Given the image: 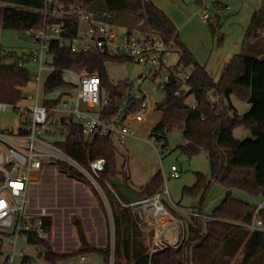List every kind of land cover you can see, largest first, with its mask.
Segmentation results:
<instances>
[{
	"label": "trees",
	"instance_id": "16d2710c",
	"mask_svg": "<svg viewBox=\"0 0 264 264\" xmlns=\"http://www.w3.org/2000/svg\"><path fill=\"white\" fill-rule=\"evenodd\" d=\"M67 5L74 3H93L96 0H62ZM109 20L114 21L117 12L145 18L151 31L160 34L165 42H171L176 29L167 14L151 0H101ZM8 5L0 6V27L2 29L26 30L31 33L44 23L41 13L43 0H0ZM212 16L224 10V5L214 0ZM212 18V17H211ZM73 22V21H72ZM213 35L218 31L214 24L208 23ZM77 23H72L71 36L76 33ZM219 24H217V28ZM264 31V5L255 11L247 28L245 44L248 53L234 55L228 62L218 80L208 74L184 44L178 47L177 66L188 68L190 76L186 82L188 95H193L196 103L191 109L186 104V95L175 96L178 84L172 79L163 91L162 101L156 104L162 114L153 127L151 135L158 141L167 144V134L175 128L181 130V152L192 157L206 152L209 160L211 178L197 173L195 182L184 188V192L196 197L204 195L212 181L221 183L226 193L221 202L212 210L204 223L193 218L187 219L186 239L179 248L163 247L149 253L148 237L139 226L131 208L124 204L128 200L116 189V195L104 186L113 221V245L104 249L87 245L82 230L79 236L82 248L73 253H58L43 240L30 236V242L40 244L46 250V257L54 264L66 261L79 255L97 253L109 263L112 251V264H264V209L258 210L263 222L262 229H250L257 209L252 204L233 197L232 190L239 189L252 196L264 194V44L261 34ZM250 41H254V44ZM249 43V44H248ZM51 64L54 70L48 73L44 89L48 90L64 83V71L85 69L97 72L103 87L111 94L109 108L104 118L112 117L128 87L127 80L112 83L108 79L106 63L123 62L127 59L110 58L99 53H71L52 42L50 47ZM21 63H8L6 57H0V102L17 103L24 95L22 88L31 80L29 71ZM215 93L216 101L210 99ZM231 95L247 101L250 108L244 114H238L231 101ZM56 102V101H55ZM138 102L135 103V107ZM165 108V110H163ZM67 128L65 141L59 146L83 167L98 158L105 160L102 178L126 179L118 168L114 142L107 137L95 135L86 137L83 129L72 121L62 120ZM248 128L252 138L240 141L233 136L236 127ZM60 170L78 181L92 187L95 195L98 192L89 180L79 171L62 162H56ZM163 186V178L157 172L141 188L139 193L144 198L152 197ZM124 204H121V202ZM198 209L201 211L199 205ZM43 226L48 231L51 227L49 217H43Z\"/></svg>",
	"mask_w": 264,
	"mask_h": 264
},
{
	"label": "built area",
	"instance_id": "2783aa9c",
	"mask_svg": "<svg viewBox=\"0 0 264 264\" xmlns=\"http://www.w3.org/2000/svg\"><path fill=\"white\" fill-rule=\"evenodd\" d=\"M190 1L199 5V20L207 25L211 21L212 6L204 4L203 0ZM91 5L92 3L83 2L67 5L62 0H43L41 13L44 23L40 29L32 32L34 49L29 55L32 61L39 62L35 77L36 96L32 98L24 95L14 104L0 102V234H5L8 245L13 247V252L0 259V264H54L47 259L42 245L30 242L31 235L43 241L48 239L49 231L43 226L42 219L45 215H33L27 209L31 182L35 179V174L44 167L45 159H54L73 167L89 180L99 194L103 193L105 196L104 186L113 194L116 193L110 181L102 178L101 172L105 168L103 158L92 160L89 167L85 168L59 146L61 142L49 143L41 135L48 131L52 135H65L66 139L67 128L62 120H70L83 129L86 137L104 136L114 143L125 144L127 138L135 137L128 121L145 119L147 98L139 87L144 81L160 77L158 86L164 91L173 79L178 84L175 96L189 94L186 82L190 71L184 73L186 68L177 65L166 66L170 42H165L160 36L144 33L138 36L125 33L117 38L113 22L109 20L104 6ZM224 9L229 7L224 6ZM72 21L77 23L74 36H71ZM81 21L86 22L87 27L79 35ZM261 40L264 44V31ZM52 42L71 53L93 52L110 58L127 59L126 63L133 64V67L135 64L142 65L145 71L137 77L138 87L135 91H132L127 78V91L110 118L103 117L110 106V92L103 87L97 72H88L84 68L78 73L75 70H65L76 76L74 93L63 94L54 105L46 106L39 103V81L42 72L50 73L54 70L52 65L50 68L43 65L45 56H50ZM18 66L23 64L19 63ZM102 92L107 95L103 96ZM188 106L193 109L196 103ZM7 111L16 117V125L6 128L1 121L2 114ZM53 115H56L54 121ZM49 122L61 129L49 130ZM169 175L179 177L176 165H171ZM124 205L139 216L141 222L138 224L154 226L149 244L150 254L163 247L176 249L183 245L187 234L186 223L182 219L185 213L197 221L203 217L208 219L198 209L184 212L178 208V216H173L161 202L159 192L151 198ZM261 208V205L257 206L252 223L248 225L251 230L263 228V222L257 213ZM16 256L19 257L17 263ZM76 258L78 264H86L85 255Z\"/></svg>",
	"mask_w": 264,
	"mask_h": 264
},
{
	"label": "rangeland",
	"instance_id": "374dc122",
	"mask_svg": "<svg viewBox=\"0 0 264 264\" xmlns=\"http://www.w3.org/2000/svg\"><path fill=\"white\" fill-rule=\"evenodd\" d=\"M159 9L169 16L176 29L175 37L170 42L167 51L166 66L174 67L178 62V47L176 43L184 44L194 58L200 63H204L212 49L219 43V34L213 35L210 26L200 22L196 14V3L190 0H151ZM214 0H203L204 4L212 5ZM264 4V0H262ZM8 5L0 2V6ZM91 6L101 7L103 2L96 0ZM232 6V5H230ZM199 8V5H198ZM188 24L187 29L181 30V24ZM117 38L125 33L133 36L148 34L150 36H160L159 33L151 31L147 22L142 16H133L125 12H117L113 22ZM87 23L80 22L79 35L86 30ZM254 41H250V44ZM249 44V43H248ZM248 45L243 53H248ZM34 49L33 35L30 31L2 29L0 27V57H6L8 63L19 61L23 64L31 76L30 82L22 88L23 95L36 96V75L38 74L39 62L32 61L29 57ZM44 66L51 67V57L45 56ZM46 62V63H45ZM106 71L109 81L118 83L127 80V70L125 63L111 61L106 63ZM145 71L144 67L135 64L128 82L132 91L138 87L137 77ZM189 69L183 70L188 73ZM77 73L79 71H76ZM48 73L42 72L39 81V103L49 106L63 94H73L76 86V76L73 73L64 71V83L60 86L45 90L43 85ZM160 77L153 80L144 81L139 87L147 98V109L144 121L130 119L129 127L135 137L127 138L125 144L114 143L116 149V161L119 171L127 177V185L138 192L155 175L160 172L163 178V186L160 189V200L173 216H178V208L184 212H191L200 205L204 216H209L223 199L226 189L216 181H212L204 195L193 197L184 192L185 187L191 186L197 173H203L208 179L211 178L209 160L206 152L188 157L184 155L179 146L182 144L181 130L173 129L167 134V144L158 142L152 135V129L159 121L162 112L156 108V104L162 101L163 91L158 84ZM106 96V92H102ZM212 101H216L215 93L210 95ZM32 101V100H31ZM231 101L238 114H244L250 108V104L231 95ZM29 102V100H28ZM194 96L190 95L186 99V104L194 103ZM56 115H53V121ZM2 126L11 127L16 125V117L12 112L7 111L2 114ZM60 127L53 122H49V130H58ZM61 129V128H60ZM233 136L240 141L252 138L250 129L241 126L233 130ZM41 137L49 143L63 142L65 135H52L48 131ZM176 165L179 169V177H170V167ZM119 179H122L120 177ZM233 197L243 201L261 205L264 209V194L252 196L239 189L232 190ZM153 197V196H152ZM151 198V197H147ZM136 207V206H135ZM28 211L33 215L42 214L49 217L51 227L49 237L45 241L53 251L58 253H73L82 248L79 228L85 237L86 243L90 247L104 249L113 245V221L111 209L106 196L103 193L95 195L92 187L82 181H78L63 173L54 159H45L44 167L35 174V179L31 182L29 191ZM141 222L139 216L134 214ZM189 214L182 216L184 221L190 219ZM207 219L201 218L204 223ZM148 233L153 231L154 226L139 224ZM152 236V235H151ZM151 240L148 237V244ZM18 248H16V251ZM13 252V247L8 245L5 234H0V259ZM86 264H112V251L109 254V263H106L103 256L97 253L86 254ZM76 257L70 260H76ZM69 260V259H68ZM19 261L16 256L15 263ZM75 261V262H76ZM67 264V261L60 262Z\"/></svg>",
	"mask_w": 264,
	"mask_h": 264
},
{
	"label": "crops",
	"instance_id": "0c3cea01",
	"mask_svg": "<svg viewBox=\"0 0 264 264\" xmlns=\"http://www.w3.org/2000/svg\"><path fill=\"white\" fill-rule=\"evenodd\" d=\"M216 1L224 6H228L229 9H224L213 14L210 21V23L214 24L217 29L220 41L216 44V48L211 50L208 58L202 63V65L214 81L219 79L231 58L245 50V47L247 46V44H245V37L247 35V28L250 24L251 17L255 11L259 10L264 5L262 0ZM196 14H198V5L196 8ZM217 24H219L218 28ZM181 28V30L187 29L188 24L186 22L181 24ZM66 261L67 264H78V259L77 261L72 259Z\"/></svg>",
	"mask_w": 264,
	"mask_h": 264
},
{
	"label": "water",
	"instance_id": "95a60500",
	"mask_svg": "<svg viewBox=\"0 0 264 264\" xmlns=\"http://www.w3.org/2000/svg\"><path fill=\"white\" fill-rule=\"evenodd\" d=\"M125 67L127 70V78H129L133 68V64L128 62L125 64ZM163 110H165V108ZM110 183L123 197L128 200L129 203H137L144 199L142 195H140L127 185L126 179L112 178L110 180Z\"/></svg>",
	"mask_w": 264,
	"mask_h": 264
}]
</instances>
